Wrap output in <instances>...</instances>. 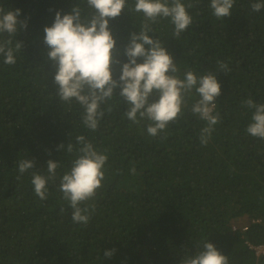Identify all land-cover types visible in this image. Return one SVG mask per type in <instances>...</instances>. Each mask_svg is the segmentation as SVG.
<instances>
[{
  "label": "trees",
  "instance_id": "16d2710c",
  "mask_svg": "<svg viewBox=\"0 0 264 264\" xmlns=\"http://www.w3.org/2000/svg\"><path fill=\"white\" fill-rule=\"evenodd\" d=\"M182 2L193 4L187 9L192 24L179 37L169 19L153 24L148 35L161 41L181 78L189 69L197 76L215 74L220 120L206 145L199 140L206 122L190 110L199 99L194 90L178 118L155 137L146 131L148 121L125 117L119 89L101 105L98 128H86L80 105L57 96L43 29L57 11L79 7L86 16L93 10L86 0H0V9H19L17 20L27 24L18 23L12 36L13 47L22 45L16 63L0 56V264H182L205 241L229 264H255L244 241L264 240V139L246 132L254 109L243 102L264 104V8L251 9L264 0H235L231 15L221 19L210 0ZM133 5L127 0L120 16L109 20L122 62L124 46L143 20ZM218 61L228 65L227 74ZM114 69L117 78L119 65ZM81 135L107 156L102 186L86 202L95 206L86 225L72 221L59 190ZM23 159L34 166L20 174ZM48 160L59 166L41 200L32 173L47 175ZM108 250H114L110 258Z\"/></svg>",
  "mask_w": 264,
  "mask_h": 264
},
{
  "label": "clouds",
  "instance_id": "9594fccd",
  "mask_svg": "<svg viewBox=\"0 0 264 264\" xmlns=\"http://www.w3.org/2000/svg\"><path fill=\"white\" fill-rule=\"evenodd\" d=\"M234 3L235 0H210L209 6L212 14L221 19L231 15ZM86 5L93 10L88 15L82 16L79 7L64 15L57 11L51 26L43 29L47 56L55 67L53 82L58 86L59 99L79 104L83 109L82 123L95 131L104 115L101 105L112 100L114 90L119 89L118 95L127 105L125 117L133 123L148 121L146 131L155 137L178 118L182 106L186 104V96L194 90L199 99L190 110L206 122L199 133L200 143L206 145L220 120L219 113L215 112V100L220 96L221 89L215 74L208 72L197 76L189 69L181 78L178 75L180 70L161 41L148 35L154 32L153 24L160 19H169L173 25V37H179L192 24L187 9L193 4L186 5L182 0H134L132 10L142 13L143 20L139 32L131 33L124 46L126 62L118 58L109 20L120 16L127 0H86ZM261 8H264V2L251 4L254 12H259ZM19 15V9L8 12L0 9V34H7L8 37L0 40V56L9 65L16 63V53L22 46L16 42L13 47L12 36L17 32V24L27 27L26 22L17 20ZM116 65H119V75L114 78ZM218 67L225 74L230 71L223 62L218 61ZM243 106L254 109L246 132L264 139V104H256L249 98ZM108 111H111L110 107ZM76 141L81 147L77 149L78 155L72 160L70 169L60 177L59 190L72 209V221L86 225L95 207L86 202L93 200L102 186L107 156L98 152L82 135ZM67 151L73 152L72 144L68 145ZM33 166V161L23 159L19 162L18 171L23 174ZM58 166V163L48 160L47 175L32 173L33 191L41 200L47 199L48 184L55 180ZM113 252L108 250L104 255L110 258ZM182 264L229 262L227 256L205 241L202 249L194 256L185 257Z\"/></svg>",
  "mask_w": 264,
  "mask_h": 264
},
{
  "label": "built area",
  "instance_id": "2783aa9c",
  "mask_svg": "<svg viewBox=\"0 0 264 264\" xmlns=\"http://www.w3.org/2000/svg\"><path fill=\"white\" fill-rule=\"evenodd\" d=\"M256 220H258V219H256ZM245 228H246V226L242 227V229H245ZM244 245H245L246 249H248L251 252V254L253 255L255 264H259L262 257L264 256V240L257 242V243H253L251 241L245 240Z\"/></svg>",
  "mask_w": 264,
  "mask_h": 264
},
{
  "label": "water",
  "instance_id": "95a60500",
  "mask_svg": "<svg viewBox=\"0 0 264 264\" xmlns=\"http://www.w3.org/2000/svg\"><path fill=\"white\" fill-rule=\"evenodd\" d=\"M259 264H264V256L262 257L261 261L259 262Z\"/></svg>",
  "mask_w": 264,
  "mask_h": 264
}]
</instances>
